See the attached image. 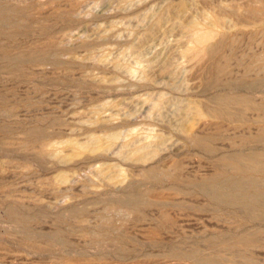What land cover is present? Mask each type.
I'll return each instance as SVG.
<instances>
[{
    "label": "rangeland",
    "instance_id": "obj_1",
    "mask_svg": "<svg viewBox=\"0 0 264 264\" xmlns=\"http://www.w3.org/2000/svg\"><path fill=\"white\" fill-rule=\"evenodd\" d=\"M217 19V56H186ZM263 44L264 0H0V264H264V222L196 187L264 149L257 113L209 112L264 103L241 87L264 80Z\"/></svg>",
    "mask_w": 264,
    "mask_h": 264
},
{
    "label": "bare ground",
    "instance_id": "obj_2",
    "mask_svg": "<svg viewBox=\"0 0 264 264\" xmlns=\"http://www.w3.org/2000/svg\"><path fill=\"white\" fill-rule=\"evenodd\" d=\"M214 22L215 23L212 24V26L209 27V29L206 28L207 30L204 32L194 31L196 33L193 34V36H192L193 46L191 48L186 49V51H185L186 56H189V57L190 56H197V55L199 56L200 54H204V53H208V54L210 53V54H213L214 56L215 55L217 56V54H215V52L218 51L219 48L216 50V47L211 46V42L218 35L216 33V30H215L216 28H214V26L216 27V24L219 21L217 19V22L216 21H214ZM160 23H162V22L160 21ZM211 23H213V22H211ZM218 24H221V23L219 22ZM193 25H195V24H193ZM191 27H193V26H191ZM200 30H203L202 27ZM221 36H223V35H221ZM223 38H224V36L222 37V42H224ZM213 42H215V41H213ZM220 42L221 41H219V43ZM225 42H226V40H225ZM190 43L191 42H189L188 44H190ZM221 44H223V43H220V45ZM218 45L219 44H217L216 46H218ZM218 47H220V46H218ZM222 47H223V45H222ZM222 47H220V48L222 49ZM227 57L228 56H226V58ZM226 58L224 57L225 61L221 60V61H223L222 63L219 61V65H217L218 63L215 64V66H216L215 71L218 74L226 72V70L228 68V61H229V58L228 59H226ZM14 61H15V59H14ZM19 61H17V62H19ZM259 61H260V59H259ZM260 68L264 72V61H262L260 63ZM252 69H253L252 67L247 68L248 72L249 71L251 72ZM217 75L215 74V76H217ZM241 84H242L241 87L246 86L250 90L251 89H258V88L264 87V80L254 81V82H250V83L245 82V83H241ZM251 91H253V90H251ZM250 93H252V92H250ZM213 103L215 106H213V108L209 112L211 113L212 116L219 118V119H221V118L222 119L226 118L227 120L228 119H230V120L234 119V121H235V119H238L239 120V121L237 120L238 122H242L243 118H245V115L248 114V112L249 113H251V112L257 113L259 116L257 118L258 120L257 119L256 120L260 123V125L262 127L259 129V131H258L259 133L257 134V137L254 138V140H252V142H250V143L255 144V146H258L259 144L264 142V103L263 104L257 103L255 101H253L248 96H239V95L238 96H232V94L231 95H218L213 99ZM196 107L197 106H195V109H199L201 111L200 106L198 108H196ZM235 107H237V110L233 111V108L235 109ZM199 110H198V112H200ZM198 112L195 110L194 114L196 117L197 116L199 117V115H200ZM189 114L190 113H188V115ZM114 139L115 138H113V140ZM196 142L199 145H204V147L207 148L208 150H212L210 147V145L212 144L211 141H209L207 139H205V140L199 139ZM144 152H146V151H144ZM142 158H145V157H142ZM219 165H218V169L220 170V173H218L216 176H214L210 179H206L202 182H198L197 184L195 183L196 187L199 189L198 193L201 192L202 195L203 194H204V196L206 195L207 198L209 199V201H211L212 204H214L215 206L224 207V208H225V206L227 208L228 207H234L236 210L238 209L239 211L244 213L248 218L252 219L254 222H255V220L258 222L259 221L264 222V149L254 148V149L248 150L247 152L245 151L243 153H240L239 155L225 157L222 160V163ZM151 173L152 172H150V174ZM191 186H192V184H191ZM137 206H139V205H137ZM18 216L21 217L22 215L19 214ZM21 218H19L20 219L19 220L17 217H15L14 220L17 219V220L22 222L23 220ZM23 219H24V216H23ZM26 223L27 222H25V224ZM255 227H257V226L255 225ZM251 232H252V230H251ZM234 240H235V238H234ZM260 240H261L260 234L257 231H254L253 233H250L249 235L244 236L241 240H239V243L241 246H244V248H245V246L251 247L253 245L255 247H257L256 245H259V243L261 242ZM231 246H232V244H231ZM237 246L238 245H235V247H237ZM255 247H253V248H255ZM197 251L198 250L196 249L190 253H184V254L182 253V255H184L186 258L192 257L193 259H195L194 261L195 262L198 261L199 264H224L225 254L221 255V256H218V255L212 256L211 255V256H208V257L206 256V257L202 258L203 256L201 255L202 257H200L198 255ZM173 252L175 253V256H178L177 250H174ZM221 254H223V253H221ZM208 255H210V254H208ZM229 257H230V255L228 256V258ZM230 260H232L233 264H254V262H255L251 257H245L241 262H239V260L236 262V260H234V258H232ZM191 263L195 264L194 262H191Z\"/></svg>",
    "mask_w": 264,
    "mask_h": 264
}]
</instances>
